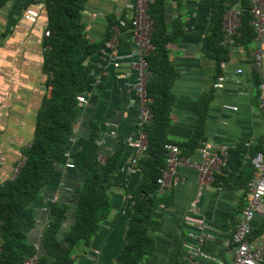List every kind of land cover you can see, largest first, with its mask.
Listing matches in <instances>:
<instances>
[{
    "label": "crops",
    "instance_id": "0c3cea01",
    "mask_svg": "<svg viewBox=\"0 0 264 264\" xmlns=\"http://www.w3.org/2000/svg\"><path fill=\"white\" fill-rule=\"evenodd\" d=\"M18 1L13 0L0 10V159L5 163L0 167V184L11 179L15 167L23 161V149L30 147L34 139L38 112L48 95L47 76L43 73L47 16L42 13L38 23L31 30H26L24 11ZM125 1H88L84 20L91 42L106 46L115 28L111 24L121 16ZM181 2L178 9L174 0H168L169 23L181 16L188 33L180 43L169 47L180 78L173 87L176 103L168 138L174 145L188 143L198 129L204 128L203 146L211 144L216 153L226 148L227 155L224 165L214 172V184L201 189L198 172L184 167L160 188L157 197L163 201L154 214L150 232L155 242L154 250L142 264H234V248H227L225 243L236 233L244 212L251 208L252 158L264 151V115L259 107L264 64L259 72L254 62L258 47L254 41L249 49L242 45L231 46L229 59L224 62L226 66L219 70L217 64L206 59L202 52L218 0ZM234 6L240 8L242 17L240 0H227L226 14ZM134 50L130 38L124 33L120 36L118 49L120 69H115L113 63L106 60L105 47L95 56L97 69L86 94L88 104L82 106L76 123L79 137H84L90 131L89 122L92 119L99 121L103 126L102 149L111 154L121 140L136 139L139 134L140 103L129 84L133 79L126 78L131 73L130 61ZM34 56L36 58H32ZM33 59L36 66L32 71L24 70L23 64L29 69L31 61L34 64ZM239 69L243 70L240 76L236 74ZM221 76L226 77L224 89L216 90L214 86ZM29 79L36 82L24 85L23 81ZM225 105L239 110L225 111ZM108 125H114L115 129ZM113 130L116 131L114 137L110 135ZM132 154L131 150H126L123 165ZM188 157L201 161L197 152ZM124 181L126 186L123 187ZM140 182L141 175H124L122 171L117 174L111 195L113 209L110 218L91 246L78 251L77 264H115L116 257L125 246L127 225L132 218V197ZM81 185V175L64 166L42 194L35 206L37 227L29 237L30 243L39 250L42 234L52 218L50 208L54 204L69 205L71 209L65 227L71 225L70 220L74 223L71 197ZM195 202L198 203L196 215L207 224L211 238L203 247L202 257L190 258L184 245L196 244L190 234L197 236L199 232L187 227L185 218ZM253 228L251 243L261 247L264 245V219L256 216Z\"/></svg>",
    "mask_w": 264,
    "mask_h": 264
},
{
    "label": "trees",
    "instance_id": "16d2710c",
    "mask_svg": "<svg viewBox=\"0 0 264 264\" xmlns=\"http://www.w3.org/2000/svg\"><path fill=\"white\" fill-rule=\"evenodd\" d=\"M12 1L0 0V10ZM88 1L47 0L41 9V14L47 16L43 73L47 76L48 95L38 112L34 139L30 147L23 149V166L15 178L0 184V264H26L35 257L37 264H77L78 251L91 246L110 218L117 174L120 171L128 174L131 166L129 161L123 165L128 140H121L112 154L102 149V143L98 146L103 131L99 121L89 122L90 131L84 137H79L76 131L82 106H85L78 99L88 94L97 69L94 58L105 47V44L91 42L87 36L84 12ZM226 1L218 0L211 31L202 48L205 58L215 62L219 70L231 51L223 31ZM18 2L24 12L35 4L30 0ZM174 2L180 9L181 0ZM240 7L242 23L234 37L235 45L249 49L256 39L250 13L252 6L249 0H240ZM167 13L168 0H154L150 5L151 44L155 49L148 57L147 91L154 101L153 120L145 127L148 150L141 159V167L139 165L141 184L133 193L132 218L127 225L125 246L115 264H142L154 250L155 242L150 232L154 214L163 201L157 193L162 187L158 181L167 169L165 148L174 145L168 132L176 103L173 87L180 78L169 47L188 36L182 17L178 16L170 24ZM118 23V20L112 22V28ZM46 32L50 37H45ZM203 129H198L188 143L177 144L183 156H191L203 146ZM102 155L106 157L105 162L100 160ZM68 161L74 165V169L68 170L82 177L80 190L71 197L75 221L64 230L71 208L54 204L50 208L52 218L42 234L40 251L29 241L37 227L35 206Z\"/></svg>",
    "mask_w": 264,
    "mask_h": 264
},
{
    "label": "built area",
    "instance_id": "2783aa9c",
    "mask_svg": "<svg viewBox=\"0 0 264 264\" xmlns=\"http://www.w3.org/2000/svg\"><path fill=\"white\" fill-rule=\"evenodd\" d=\"M35 3L24 12V28L31 30L41 18V9L47 0H30ZM154 0H126L124 11L121 16H118V25L115 26L113 35L110 41L106 44V60L113 63L115 69H120L121 57L119 55L120 36L127 34L132 44L135 47L133 52L131 64V73L126 75V78L133 79L130 82V87L135 91L137 100L140 103L139 118H138V136L136 139L128 140L126 142L127 148L133 152L129 159L130 168L128 169L129 175H139L141 167V159L145 157L148 150V135L145 127L152 122L153 113L152 105L153 99L149 98L147 85L150 76V68L148 57L154 51V46L151 44V35L153 32V21L150 17V5ZM252 10V27L256 33L255 42L258 47L254 53L255 66L259 72L262 71L264 64V0H249ZM242 17L239 7H231L225 16L224 32L226 44L234 46V37L237 30L241 27ZM45 37H50V33L46 32ZM226 64L223 63L222 67L225 68ZM238 76L243 74V70L236 71ZM226 77H219L215 84L216 90L224 89ZM260 102L259 107L264 115V83L260 85ZM81 105L88 104L87 95L79 97ZM225 111L238 112V108L228 105L224 106ZM108 127L115 129L114 125ZM111 136H115L114 130ZM98 146H101L99 141ZM166 161L167 169L163 177L158 181L160 186H165L168 179H172L178 173L180 168H190L198 172L199 179L198 185L201 189L208 185L215 183L214 172L224 165L225 157L227 155L226 148H223L218 153L211 144H206L201 147L197 154L200 156L201 161L196 162L190 157L183 156L180 148L177 145L166 146ZM102 162L106 161L105 156H101ZM24 160L15 167L13 178L17 176L20 168L23 166ZM5 166L3 160L0 159V167ZM252 166L254 169V176L249 184L251 208L247 209L243 214V219L234 234V236L225 243L227 248H234L235 258L234 264H262L264 262V245L255 247L251 243L253 235V221L256 216L264 219V151L258 152L252 158ZM68 169H74V165L68 161L66 164ZM198 203L195 202L188 216L185 218V225L189 228H194L199 232V235L191 233L190 237L196 240V244L184 245L187 254L190 258H199L204 254L203 247L207 240L211 238L208 233L209 229L205 221L197 217L196 212ZM26 264H37V257L30 259ZM192 264V263H191Z\"/></svg>",
    "mask_w": 264,
    "mask_h": 264
},
{
    "label": "rangeland",
    "instance_id": "374dc122",
    "mask_svg": "<svg viewBox=\"0 0 264 264\" xmlns=\"http://www.w3.org/2000/svg\"><path fill=\"white\" fill-rule=\"evenodd\" d=\"M0 15H2V13H1ZM33 27H34V26H32L31 29H32ZM26 30H29V29H26ZM13 39H15V37H14ZM32 58H36V57L34 56V57H32ZM32 58H28V59H32ZM33 60H34V64H33V62L31 61V63H30V68H29V69H27L28 67H27L25 64H23L24 67H25L24 70L29 71V72L32 71L33 67L36 66V60H35V59H33ZM30 82H32V85H33V83L36 82V80L29 79L28 81H23L24 85H27V86L30 85ZM22 85H23V84H22ZM66 194L68 195L69 192H67ZM68 198H69V196H68ZM71 215H72V217H74V214H73V213H71ZM70 222H71V224H72V223H73V220H72V221L70 220ZM67 225H68V224H67ZM68 228H69L68 226H67V227H64V230H66V229H68ZM146 258H148V257H146ZM146 258H145V259H146ZM145 259H144V260H145Z\"/></svg>",
    "mask_w": 264,
    "mask_h": 264
},
{
    "label": "clouds",
    "instance_id": "9594fccd",
    "mask_svg": "<svg viewBox=\"0 0 264 264\" xmlns=\"http://www.w3.org/2000/svg\"><path fill=\"white\" fill-rule=\"evenodd\" d=\"M225 20V19H224Z\"/></svg>",
    "mask_w": 264,
    "mask_h": 264
}]
</instances>
